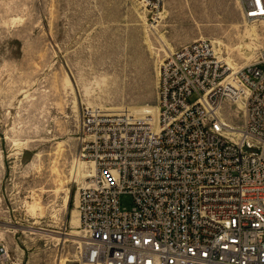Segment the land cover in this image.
Instances as JSON below:
<instances>
[{"label": "rangeland", "instance_id": "1", "mask_svg": "<svg viewBox=\"0 0 264 264\" xmlns=\"http://www.w3.org/2000/svg\"><path fill=\"white\" fill-rule=\"evenodd\" d=\"M163 8L151 26L138 0H0V264H81L78 195L93 170L73 175L83 110L153 119L168 52L207 37L239 68L264 48V23L246 20L240 0ZM239 105H224L235 127ZM120 203L131 209L132 195Z\"/></svg>", "mask_w": 264, "mask_h": 264}, {"label": "built area", "instance_id": "2", "mask_svg": "<svg viewBox=\"0 0 264 264\" xmlns=\"http://www.w3.org/2000/svg\"><path fill=\"white\" fill-rule=\"evenodd\" d=\"M138 1L156 26L165 0ZM240 5L264 23V0ZM239 102L235 127L224 105ZM79 144L96 171L78 195L81 264H264V48L236 71L193 40L160 63L157 122L88 107Z\"/></svg>", "mask_w": 264, "mask_h": 264}, {"label": "bare ground", "instance_id": "3", "mask_svg": "<svg viewBox=\"0 0 264 264\" xmlns=\"http://www.w3.org/2000/svg\"><path fill=\"white\" fill-rule=\"evenodd\" d=\"M164 9V8H163ZM165 12V9L164 10H162V12H161V14L162 13H164ZM162 41H163V39H161ZM214 43H215V46H216V43H219V44H221L222 45V42L221 41H214ZM217 47V46H216ZM217 51H218V48H217ZM171 52H173V51H171ZM171 52H168V53H171ZM219 52V51H218ZM228 59V58H227ZM230 59V58H229ZM230 62V61H229ZM228 62V63H229ZM231 63V62H230ZM229 63V64H230ZM231 65V64H230ZM232 66V68L234 69V70H238L239 68H241V67H237L235 64H232L231 65ZM236 85L237 86H239L241 89H243V87H242V85L239 83V81L237 80L236 82ZM239 104H241V102H239ZM220 115H221V117L223 116V118H224V114L222 113V111L220 112ZM152 121H154V122H157L158 121V114H157V117H155V118H153V119H151ZM78 163H76L75 165H74V171H73V175H74V177H77L78 175H80V173H81V169L86 165V164H88V162H82V161H77ZM92 165V167H93V170L91 171V173L90 174H84L83 175V179H88V178H92V177H94L95 175H96V171H95V168H94V166H93V164H91ZM88 182V181H87ZM78 219H79V212H78ZM79 224H80V221H79ZM67 234V233H66ZM74 236H77V235H74ZM63 262V260H61V263Z\"/></svg>", "mask_w": 264, "mask_h": 264}, {"label": "crops", "instance_id": "4", "mask_svg": "<svg viewBox=\"0 0 264 264\" xmlns=\"http://www.w3.org/2000/svg\"><path fill=\"white\" fill-rule=\"evenodd\" d=\"M195 40V39H194ZM169 48V47H168Z\"/></svg>", "mask_w": 264, "mask_h": 264}]
</instances>
